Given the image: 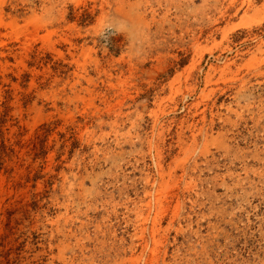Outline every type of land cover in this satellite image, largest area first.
Listing matches in <instances>:
<instances>
[{
  "label": "rangeland",
  "instance_id": "1",
  "mask_svg": "<svg viewBox=\"0 0 264 264\" xmlns=\"http://www.w3.org/2000/svg\"><path fill=\"white\" fill-rule=\"evenodd\" d=\"M0 264H264V0H0Z\"/></svg>",
  "mask_w": 264,
  "mask_h": 264
}]
</instances>
